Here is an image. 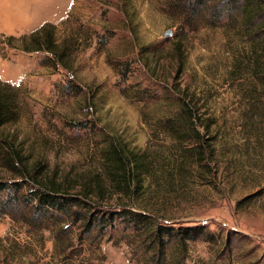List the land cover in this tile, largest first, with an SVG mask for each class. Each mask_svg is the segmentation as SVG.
Listing matches in <instances>:
<instances>
[{
    "label": "rangeland",
    "instance_id": "1",
    "mask_svg": "<svg viewBox=\"0 0 264 264\" xmlns=\"http://www.w3.org/2000/svg\"><path fill=\"white\" fill-rule=\"evenodd\" d=\"M257 1L0 0V264H264ZM188 102L211 142L200 156ZM112 139L146 157L132 196L111 194L102 152ZM3 142L45 176H98L112 192L77 213L38 211ZM121 205L155 217L163 245Z\"/></svg>",
    "mask_w": 264,
    "mask_h": 264
},
{
    "label": "trees",
    "instance_id": "2",
    "mask_svg": "<svg viewBox=\"0 0 264 264\" xmlns=\"http://www.w3.org/2000/svg\"><path fill=\"white\" fill-rule=\"evenodd\" d=\"M263 0H258L255 3L262 4ZM44 26L42 27V29ZM35 42H41V40L35 39ZM49 44L52 41L51 37L47 38ZM182 67L178 66L176 79L181 75ZM7 95L0 94V114L2 115L5 107L9 104ZM190 101V100H189ZM195 108L189 104H185L183 110L184 118L187 122L192 125L191 129L197 134L195 137L200 141L196 148V155L200 156L201 151H210L211 142L205 139L201 134H199L196 123L199 121L195 113ZM3 120L0 119V125ZM206 127V126H205ZM207 128V127H206ZM3 146L7 151L9 160L7 163L13 164V166L19 168L22 172V176L25 182L33 187H36L34 196L31 195L32 202H34L35 207L38 211H45L47 214L49 211H60L61 213H66L67 209H72L74 207L80 206L81 209L88 206H95L99 204L100 199H104L109 195L111 191L110 188L106 189L100 183L98 176L92 177L88 181L78 182L77 180H69L64 178L63 180H58L56 173L45 176L44 164L36 163L32 168H29L26 161L22 157L21 151H19L13 144L3 142ZM201 149V151H200ZM102 161L105 168V172L109 177L110 184L113 186V192L111 193H124L133 195L139 189V184L141 182V176L147 171L148 166L146 163V157L144 154H137L128 150L125 144L119 143L115 139L111 140L102 152ZM20 175V176H21ZM20 187V185H19ZM77 189L76 193H71L74 188ZM6 188V183L0 180V191H4ZM93 195L97 196L95 199ZM33 196V197H32ZM31 200V199H30ZM123 207V212L127 213L126 219L128 223L132 224L134 229L144 232L146 237L151 240L158 239L160 245H163L164 232L160 227L155 228V217L148 216L141 213H132L131 210H126L125 205ZM75 209V208H74ZM81 209H75L82 211ZM6 212L1 210L0 205V215H5ZM86 217V216H85ZM80 217V215H73L72 219L78 221L80 219H85ZM162 232V233H161ZM161 234V235H160ZM163 247V246H162Z\"/></svg>",
    "mask_w": 264,
    "mask_h": 264
},
{
    "label": "water",
    "instance_id": "3",
    "mask_svg": "<svg viewBox=\"0 0 264 264\" xmlns=\"http://www.w3.org/2000/svg\"><path fill=\"white\" fill-rule=\"evenodd\" d=\"M166 35H170V32H167Z\"/></svg>",
    "mask_w": 264,
    "mask_h": 264
}]
</instances>
